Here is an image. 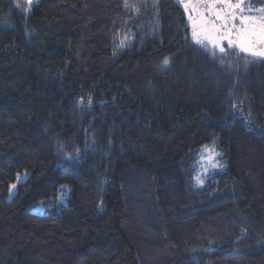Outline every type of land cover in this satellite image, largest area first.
Returning <instances> with one entry per match:
<instances>
[{"label":"trees","instance_id":"trees-1","mask_svg":"<svg viewBox=\"0 0 264 264\" xmlns=\"http://www.w3.org/2000/svg\"><path fill=\"white\" fill-rule=\"evenodd\" d=\"M127 3L0 0V264H264V60Z\"/></svg>","mask_w":264,"mask_h":264},{"label":"snow or ice","instance_id":"snow-or-ice-1","mask_svg":"<svg viewBox=\"0 0 264 264\" xmlns=\"http://www.w3.org/2000/svg\"><path fill=\"white\" fill-rule=\"evenodd\" d=\"M126 8L128 7L125 0ZM155 6V0H154ZM185 12L188 13V19L192 27V41L194 44L201 46L208 51L211 46V55L215 59L219 54L226 56L227 51H237V54H243L252 58V61L259 59L264 60V6L253 9L246 6V0H187L184 3ZM24 15L31 12V0H28L26 7L22 9ZM193 13L195 15H193ZM248 13V14H246ZM131 36L120 38L118 48H124L131 42ZM251 62L245 61V67ZM169 58L165 57L162 61L163 65H168ZM221 66L224 61L221 60ZM91 98L88 104L91 105ZM83 105V99L79 101ZM233 109L237 108L234 103ZM221 153L215 151L214 145L202 146L200 163L212 168L223 167L217 161V157ZM64 160L71 165L80 158V150L76 149L73 154H64ZM208 167H204L203 171L207 172ZM197 183L202 184L203 180L197 178ZM16 185L9 186L10 194Z\"/></svg>","mask_w":264,"mask_h":264},{"label":"rangeland","instance_id":"rangeland-1","mask_svg":"<svg viewBox=\"0 0 264 264\" xmlns=\"http://www.w3.org/2000/svg\"><path fill=\"white\" fill-rule=\"evenodd\" d=\"M179 2H181V4H182V6L184 7V3L185 2H187V0H178ZM192 2L193 3H196L197 2V0H192ZM246 6H250V7H252L253 9H257V8H259V7H261V6H264V4H256V3H253L251 0H246ZM187 14V17H188V13H186ZM246 14H248V13H246ZM193 15H195L194 13H193ZM188 19V18H187ZM189 20V19H188ZM189 22V25H190V30H191V33H192V27H191V22L190 21H188ZM209 48H211V46L209 45L208 46ZM14 184V183H13ZM12 184V185H13ZM15 189V188H14ZM14 189H13V192H14ZM13 192L10 194V192H9V197L13 194Z\"/></svg>","mask_w":264,"mask_h":264}]
</instances>
